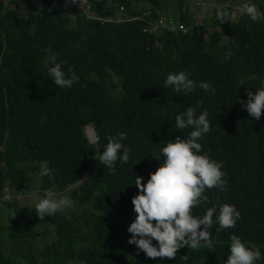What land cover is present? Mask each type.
Here are the masks:
<instances>
[{
    "label": "trees",
    "instance_id": "obj_1",
    "mask_svg": "<svg viewBox=\"0 0 264 264\" xmlns=\"http://www.w3.org/2000/svg\"><path fill=\"white\" fill-rule=\"evenodd\" d=\"M190 1L86 0L89 15L68 0H0V208L12 211L3 223L0 210V264H226L233 233L264 253V114L256 120L241 105L264 83V19L224 13L211 21L204 13L194 24ZM254 1L264 12V0ZM163 16L191 27L147 29ZM49 48L66 73L79 75L71 88L49 75ZM181 70L216 92L165 89L167 75ZM197 104L211 125L201 151L224 163L227 184L207 190L193 213L234 204L241 220L210 229L211 246L152 260L127 242L135 176L146 183L163 164L155 155L164 143L187 137L192 129H176L175 116ZM121 132L130 160L105 168L96 152ZM45 160L52 172L40 177ZM49 190L73 207L41 221L35 204ZM30 192L36 200L22 204Z\"/></svg>",
    "mask_w": 264,
    "mask_h": 264
},
{
    "label": "clouds",
    "instance_id": "obj_2",
    "mask_svg": "<svg viewBox=\"0 0 264 264\" xmlns=\"http://www.w3.org/2000/svg\"><path fill=\"white\" fill-rule=\"evenodd\" d=\"M68 2L77 3V6L81 7L86 14H92L86 0H68ZM188 7L197 13L194 24H202L204 13L212 15L211 21L220 18L224 13H229L231 19L244 16L253 22L264 19V12L259 9L254 0H244L242 3L238 0H191ZM123 9L121 5L119 11ZM220 10L221 15L218 13ZM221 19L223 20V17ZM187 27L189 29L191 26ZM47 51L51 64L48 71L55 85L59 88H71L74 83H78L80 77L75 70L69 69L66 73L63 64L57 62L56 56L51 53V48ZM240 83L244 85L243 80ZM163 87L176 93L183 92L185 95L192 93L197 87L206 93L216 92V88L210 82H197L190 77L189 72L184 70L170 72ZM241 105L250 117L260 120L264 114V83L256 88L255 92L248 91L247 100H241ZM202 107V104L189 106L175 116L176 129H192V131L187 137L177 136L175 140L164 143L165 146L158 155H155L158 159L163 158V164L150 174L146 183L143 182L142 176H135L134 185L139 189V193L132 197L133 211L136 216L127 229L131 234L127 242L152 260L176 258L178 250L185 247L195 250L205 244L211 246L213 240L210 229L216 225L219 226L215 227L216 232L234 228L241 220V212L234 204L214 205L206 209L203 216L193 213L195 207L208 201V196L205 195L207 190L219 188L223 191L227 184L226 173L223 170L224 163L213 159L207 153H202V145L198 142L211 131L208 110L203 109L199 113L197 111ZM89 125L91 124L86 125L85 129ZM91 128L96 134L94 127ZM90 138L95 139L94 136ZM107 139L108 143L103 151H97L95 158L108 169L114 168L118 161L121 164H127L132 152L131 147L123 143L127 139V134L121 132ZM51 172L49 162L41 161L38 175L47 177ZM73 203V200L63 193L57 194L49 190L36 202L35 213L43 221L45 217H51L72 208ZM229 252L226 264H256L257 261L264 259L261 247L243 240L234 233L230 236ZM181 259L187 261L189 257L184 255Z\"/></svg>",
    "mask_w": 264,
    "mask_h": 264
},
{
    "label": "rangeland",
    "instance_id": "obj_3",
    "mask_svg": "<svg viewBox=\"0 0 264 264\" xmlns=\"http://www.w3.org/2000/svg\"><path fill=\"white\" fill-rule=\"evenodd\" d=\"M238 1H239L240 3H242V1H244V0H238ZM139 5H140V4H139ZM218 13L221 15V10L218 11ZM199 16H200V15H199ZM209 27H210V26H209ZM207 32L209 33V30H208ZM90 127H93V126H92V125H89L88 127H86V129H85L86 134H87L88 138L91 140V142H96L97 139H98V137H97V135L95 134L94 130H93L92 128H90ZM89 130H90V132H89ZM90 134H91V135H90ZM91 136H94L95 139H91V138H90ZM34 192H35V191H34ZM34 192H30V193H27V194L21 196V197L19 198V201H21L22 204L33 203V202L36 200V196H35ZM65 196H67V195H65ZM39 198H40V197H37V201H38ZM1 205H2L1 208H0V210H1V212H2V215H1V221H2L3 223H5V222L8 221V218H7L8 213L11 214L12 211L10 212V211L8 210L7 206H6L4 203H1ZM134 264H136L135 261H134ZM138 264H142V263H138Z\"/></svg>",
    "mask_w": 264,
    "mask_h": 264
},
{
    "label": "built area",
    "instance_id": "obj_4",
    "mask_svg": "<svg viewBox=\"0 0 264 264\" xmlns=\"http://www.w3.org/2000/svg\"><path fill=\"white\" fill-rule=\"evenodd\" d=\"M157 28L166 29L170 31H181V32H186L188 29L186 25H184L183 23L178 24L172 18L160 19L158 22L152 24V26L147 29L149 31H156Z\"/></svg>",
    "mask_w": 264,
    "mask_h": 264
},
{
    "label": "bare ground",
    "instance_id": "obj_5",
    "mask_svg": "<svg viewBox=\"0 0 264 264\" xmlns=\"http://www.w3.org/2000/svg\"><path fill=\"white\" fill-rule=\"evenodd\" d=\"M91 128V127H90ZM89 132H90V130H89ZM91 135V134H90Z\"/></svg>",
    "mask_w": 264,
    "mask_h": 264
}]
</instances>
